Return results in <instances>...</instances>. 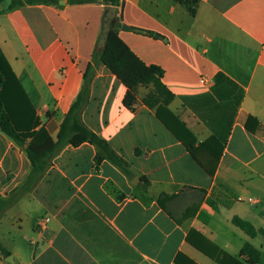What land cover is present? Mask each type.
<instances>
[{
	"label": "crops",
	"instance_id": "1",
	"mask_svg": "<svg viewBox=\"0 0 264 264\" xmlns=\"http://www.w3.org/2000/svg\"><path fill=\"white\" fill-rule=\"evenodd\" d=\"M123 1L122 23L154 35L120 27L119 37L163 69L174 96L167 108L180 124L161 114L182 141L142 103L150 87L138 88L130 110L122 103L126 87L100 66L82 120L132 175L97 162L90 143L64 148L0 220V242L15 261L0 252V264H177V257L219 264L222 254L248 264L254 252L262 264L263 245L255 242L262 234L249 235L233 219L264 230V0H199L195 16L174 0ZM10 5L0 3V49L39 126L56 139L93 63L109 5ZM20 149L25 168L8 186L0 182L3 196L30 171ZM45 217L50 222L40 228ZM246 246L251 253L241 254Z\"/></svg>",
	"mask_w": 264,
	"mask_h": 264
},
{
	"label": "trees",
	"instance_id": "2",
	"mask_svg": "<svg viewBox=\"0 0 264 264\" xmlns=\"http://www.w3.org/2000/svg\"><path fill=\"white\" fill-rule=\"evenodd\" d=\"M3 1L5 0H0V3ZM95 1L70 0L74 4H85ZM174 1L185 8L191 16L196 15L199 0ZM103 2L117 7H122L124 3L123 0H103ZM59 3L60 0H11L10 6L13 8L23 5H59ZM121 25V17H118V21L110 31L103 50L96 52L93 56V63L86 65L82 87L66 113L56 139L50 137L44 127L39 126L28 97L0 49V131L23 149L31 165L30 171L22 185L15 187L7 196L0 194V220L9 208L36 185L45 170L51 165L53 159L67 146L79 147L84 143H90L98 149L97 162L107 159L125 174L132 175L127 161L110 146L107 140L87 127L82 120L83 111L90 100L91 84L100 66L106 67L126 87L127 91L122 103L124 107L130 110H134L137 104L138 88L150 87V91L143 97L142 103L151 109L156 108L158 119L180 139L168 120L161 114L162 111H165L179 123L167 108L174 96L162 81L163 69L158 65H147L130 49L119 37L118 30ZM132 30L139 34L154 35V33L143 29L133 28ZM136 153L138 154L139 152L136 151ZM162 200L163 198L159 199L161 206ZM213 208L217 210L216 207ZM233 222L251 236H255L258 233L264 236L263 229L256 230L246 221L235 217ZM187 240L204 254L213 258V255L201 244L195 242L192 236H188ZM0 252L6 257L11 255L1 242ZM247 252L251 253L249 246L244 247L241 254H246ZM258 258V253L254 252L247 263L255 264ZM215 260L219 264H245L236 257L227 254H222L216 257ZM176 263L182 264L179 257L176 258Z\"/></svg>",
	"mask_w": 264,
	"mask_h": 264
},
{
	"label": "rangeland",
	"instance_id": "3",
	"mask_svg": "<svg viewBox=\"0 0 264 264\" xmlns=\"http://www.w3.org/2000/svg\"><path fill=\"white\" fill-rule=\"evenodd\" d=\"M142 93L145 94L146 91L142 90ZM21 157V149L0 131V182L4 187L12 182L15 177V172L19 173L21 169L25 168L23 158L21 159ZM36 194L40 196L41 194H44V192L36 190ZM14 212L12 213L15 214ZM33 218L34 213L32 215L29 214L24 216L27 223L32 222ZM18 223L19 219L14 217L12 219V224L19 225ZM255 242L256 244L263 245L262 264H264V236L259 235Z\"/></svg>",
	"mask_w": 264,
	"mask_h": 264
},
{
	"label": "water",
	"instance_id": "4",
	"mask_svg": "<svg viewBox=\"0 0 264 264\" xmlns=\"http://www.w3.org/2000/svg\"><path fill=\"white\" fill-rule=\"evenodd\" d=\"M118 7L117 6H107L105 8V14L103 17V24H102V30L101 34L98 40V43L96 45V52H100L103 50L106 41L108 39V36L110 34V31L115 27L117 21H118ZM121 29L123 30H130L132 27L126 25L125 23H122ZM7 261L10 263H15L13 260V257L10 255L7 257Z\"/></svg>",
	"mask_w": 264,
	"mask_h": 264
},
{
	"label": "built area",
	"instance_id": "5",
	"mask_svg": "<svg viewBox=\"0 0 264 264\" xmlns=\"http://www.w3.org/2000/svg\"><path fill=\"white\" fill-rule=\"evenodd\" d=\"M202 82H204V80H201ZM50 222V217H45V218H42L39 222H38V226L40 228H44L46 226L47 223Z\"/></svg>",
	"mask_w": 264,
	"mask_h": 264
}]
</instances>
